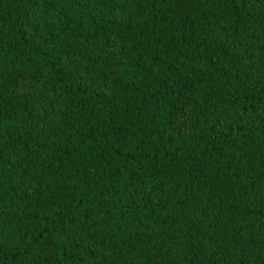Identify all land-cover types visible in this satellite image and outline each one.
I'll use <instances>...</instances> for the list:
<instances>
[{
  "label": "trees",
  "instance_id": "trees-1",
  "mask_svg": "<svg viewBox=\"0 0 264 264\" xmlns=\"http://www.w3.org/2000/svg\"><path fill=\"white\" fill-rule=\"evenodd\" d=\"M0 264H264V0H0Z\"/></svg>",
  "mask_w": 264,
  "mask_h": 264
}]
</instances>
